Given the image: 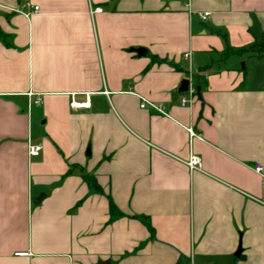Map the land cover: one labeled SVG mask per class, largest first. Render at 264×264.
<instances>
[{"label": "crops", "instance_id": "crops-1", "mask_svg": "<svg viewBox=\"0 0 264 264\" xmlns=\"http://www.w3.org/2000/svg\"><path fill=\"white\" fill-rule=\"evenodd\" d=\"M261 43L264 0H0V264H264Z\"/></svg>", "mask_w": 264, "mask_h": 264}, {"label": "built area", "instance_id": "built-area-1", "mask_svg": "<svg viewBox=\"0 0 264 264\" xmlns=\"http://www.w3.org/2000/svg\"><path fill=\"white\" fill-rule=\"evenodd\" d=\"M39 10V6H34L32 7V10L31 12H36ZM102 9L99 8V7H96L94 8V10H92V12H100ZM26 15L28 16L29 15V12L26 13ZM210 15V12L209 11H205V12H201L200 13V17L203 19V20H206L208 18V16ZM191 56L190 53H186L185 54V57L186 58H189ZM197 82H196V78L194 77V74L190 73L189 74V77H188V88L186 90L187 94L189 95V97H182L181 99V105L185 106L189 103L192 102V99L196 96L197 92H198V89H197ZM141 103H140V107L141 108H151L161 114H164V115H168L165 107L163 104L161 103H158V102H154L148 98H145V97H141ZM40 102V98H37L34 103L38 104ZM72 106L73 107H76V108H83V107H87L89 106V101H85V102H76V101H73L72 102ZM188 131H189V134L191 137L193 136H198L194 131L193 129L190 127L188 128ZM199 137V136H198ZM41 150V146L40 145H33V144H30L29 145V153L32 154V155H38L39 152ZM187 166L189 167V169L191 171H194V170H203V160L200 156L196 155V154H191V156L189 157V159L187 161H185ZM253 169L256 173H258L262 179H263V182H264V163L262 162H257L253 165Z\"/></svg>", "mask_w": 264, "mask_h": 264}, {"label": "trees", "instance_id": "trees-1", "mask_svg": "<svg viewBox=\"0 0 264 264\" xmlns=\"http://www.w3.org/2000/svg\"><path fill=\"white\" fill-rule=\"evenodd\" d=\"M262 51L264 50V49H261ZM234 51V49H232V48H230L229 46H227L226 47V49L224 50V52H223V54H222V56L223 57H227V55H229L230 53H232ZM236 51V50H235ZM237 51H241L240 49L239 50H237ZM198 86V85H197ZM92 185H93V187H94V189L96 190V191H102L101 190V188H100V186L98 185V183L95 181V180H88ZM116 210H117V207H116V205L114 204V202L112 201V200H110V212H111V217H114V216H116V213L118 212H116Z\"/></svg>", "mask_w": 264, "mask_h": 264}, {"label": "water", "instance_id": "water-1", "mask_svg": "<svg viewBox=\"0 0 264 264\" xmlns=\"http://www.w3.org/2000/svg\"><path fill=\"white\" fill-rule=\"evenodd\" d=\"M137 51H138L139 53H146L144 48H139ZM187 88H188V79H184V80H182V82H181L180 91H186ZM197 89H198V91H199V90H200V87H198ZM39 200H40V198H38L36 201H39ZM239 253H240V250H238L237 255H238ZM96 264H109V261H99V262L96 263Z\"/></svg>", "mask_w": 264, "mask_h": 264}, {"label": "rangeland", "instance_id": "rangeland-1", "mask_svg": "<svg viewBox=\"0 0 264 264\" xmlns=\"http://www.w3.org/2000/svg\"><path fill=\"white\" fill-rule=\"evenodd\" d=\"M259 47H260L261 49H264V44L261 43V44L259 45Z\"/></svg>", "mask_w": 264, "mask_h": 264}]
</instances>
